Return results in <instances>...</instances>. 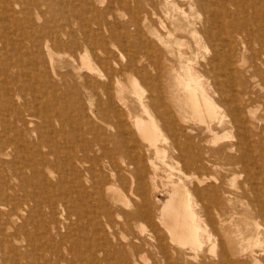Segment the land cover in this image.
I'll use <instances>...</instances> for the list:
<instances>
[{
    "label": "bare ground",
    "instance_id": "bare-ground-1",
    "mask_svg": "<svg viewBox=\"0 0 264 264\" xmlns=\"http://www.w3.org/2000/svg\"><path fill=\"white\" fill-rule=\"evenodd\" d=\"M59 1L0 0V22L3 25L0 26V86H3L1 89L6 98L3 107L9 111L11 106H18L15 108L14 118L5 120L2 124L6 126L5 129H0V154L9 156L12 151L15 161H22V164L18 165L12 161L0 160L2 263L25 264L14 254L15 245L20 242L19 236L26 234L28 244H35L32 241L33 235L26 226L23 228L21 225L22 228L11 234L5 230V226H10L11 222L22 217L29 205L28 200L34 201L35 206L39 207L38 198L27 187L31 184L34 174L39 172L44 183L55 186L54 196L46 206L52 208L58 205L67 212L66 219L68 217L77 224L86 223L92 228L95 236L100 235L106 244L115 248L113 254H107L101 245L92 244L91 249L103 253L102 260L106 262L116 254L121 256V264H264V245L260 253L263 256L255 255V247L261 242L260 237L264 238V32L257 34L253 28V25H262L264 28V0L173 2V7L183 14L187 23L182 27L186 33L178 34L183 39L178 42L177 52L181 67L178 71L172 66L174 89L170 91V100L165 94L158 59L161 55L168 59L175 55L171 42L177 37L176 28H169L165 38L156 35L164 43L166 50L155 59L149 49L146 32L140 23L141 18L130 8L128 0H121V5L131 13L136 28L134 32L126 28L127 24L118 27L112 22L114 20L110 21L116 17L115 9L86 16L74 8H70L69 12L65 11L70 1ZM75 2L73 0V3ZM93 3L95 6V2ZM181 3L187 6L188 11L181 8ZM61 6L65 7L60 9ZM59 9L64 12L58 17L60 19L46 17L47 12L53 16ZM42 18L44 21L40 22ZM23 25V38H27L29 42L19 43L18 32ZM26 27L35 28V33L32 34ZM112 48L126 52L127 57L123 64L117 63ZM154 50L161 51L158 45H154ZM56 54H64L61 56L64 71L57 67ZM28 58L31 59L33 69L41 71L40 76L27 73ZM148 67H152L154 71L150 86L144 77ZM135 74L147 83L150 93L145 96L134 91V100L131 101L123 93L124 88H121L122 77H134ZM243 75L245 78H242ZM21 77L24 83L21 82ZM35 78L52 87L54 91L61 85L57 84L60 82H57V78L63 81L64 87L74 81L73 84L91 98L88 102L91 106H87V111L93 116H87L86 112L77 116V122L74 129L72 128L75 138L73 143L65 140L62 133L57 135L64 136L63 142L52 143L44 138L46 134L35 121L37 111L29 107L30 102L25 97L27 87ZM135 82V86H138L137 78ZM56 94L58 95L57 92ZM15 97L18 99L17 105L12 102ZM39 99L41 98H33V102L39 103ZM93 99L95 103H92ZM253 101L259 103L257 108H248L247 102ZM135 106H141L144 110H148L149 106L172 107H165L163 111L157 109V118L162 122L156 123L145 121L134 113ZM183 106L192 108L203 124L202 129L196 130L184 124L186 112ZM26 111L29 112V121L24 115ZM50 116L48 114L47 118ZM93 117L99 123L95 122ZM225 120L227 125L236 129L237 141L229 140L230 143L217 148L212 154L207 150V144H202L203 132H217L215 130L220 127L225 129ZM27 125L31 133L38 132V141L30 142L29 138L24 136L21 126ZM9 131L19 134L21 139L16 137V134L7 136ZM140 139L149 143L142 145ZM158 142L168 146L172 159L182 162V169L177 170L180 172L179 179L177 182L170 180L169 199L157 217L165 232L157 228L154 218H150L146 204L134 201V208L127 210L119 206L123 200L119 191L123 189L122 186L119 188L121 183H125L122 184L124 192H128L133 198L145 195L148 186H156L157 168L147 154L149 156L151 149L156 152L161 150L162 145L159 146L161 143ZM41 145L48 147V151L40 152ZM23 147L31 150L27 149L25 153ZM257 151L259 155L256 154ZM47 155H52L54 160L48 162ZM32 156L38 157V160ZM126 157L128 159H125ZM39 166H46L43 172ZM218 166H221L228 176H245L238 188L242 199L251 207L245 214L256 220L253 225L248 222L244 229L234 226L233 220L227 215L232 211L233 198L231 192L224 188L225 178L212 179L213 176L202 175L203 172ZM54 173L57 174L55 181L49 179ZM69 173L71 178H68ZM167 179L169 180V177ZM184 179L194 187H187ZM68 180L70 186H67ZM201 186L203 188L200 189ZM21 191L27 197L22 202L21 198L25 197L20 196ZM206 200H209L210 204ZM111 201L114 204H111ZM130 202L128 199L123 204L129 207ZM67 203L71 205H66ZM57 214L51 218L58 217ZM145 218L151 220L153 227L148 244L134 240L123 243L122 240L119 241L121 237L118 239V235L115 236L116 231H122L125 225H133L137 220ZM31 220L32 224H36L34 218ZM201 223L211 227V232L207 231L206 234H210L205 239L202 238L206 231L203 227V236L200 235ZM50 224L49 221L47 225L42 221L40 228L45 233L50 232ZM249 234L251 238L248 241ZM50 236L53 237L51 234ZM73 244L69 250L78 256L79 245ZM187 245L192 253L190 256L188 251L186 252ZM57 258L59 259L58 256ZM73 258L75 260L77 257Z\"/></svg>",
    "mask_w": 264,
    "mask_h": 264
},
{
    "label": "rangeland",
    "instance_id": "rangeland-1",
    "mask_svg": "<svg viewBox=\"0 0 264 264\" xmlns=\"http://www.w3.org/2000/svg\"><path fill=\"white\" fill-rule=\"evenodd\" d=\"M63 1H66L67 3H69V1H70V4H67L69 7L67 5H66V7L65 6H61L60 9L65 7L64 10L69 12L70 8L71 9L74 8L75 10H78L79 12H83L84 14H86V16H93L94 14L97 15L98 13H101V12L110 11V9H112L114 11V9H115L114 12H115V16L116 17L115 18L114 17L111 18L110 21L114 20L112 22H114V24L118 25V27H120L121 25L125 26V24H127L126 28H128V29L130 28L131 32H134L135 29H136V28H134L135 25H134V22L132 21V16H131V13L129 12V9L128 8L126 9V8L122 7L121 0H118V2L115 1V0L113 2H112V0H84V1L83 0H74V1H76L75 2L76 4L73 3V0L72 1L71 0H63ZM77 1L80 2V3H78ZM109 1H111V2H109ZM128 1H129L130 8H132V10H135L137 15L139 14L138 17L141 18L140 19V23L142 24V27H143L144 31L146 32V36H147L148 42L150 44V48L149 49L153 53V57L155 59H156V56L158 57L159 55H161V53H165V50H166L164 43L161 42L157 38L156 35L159 34L163 38H165V37H167V31L169 30V28H176V30H177L176 31L177 37L173 38L174 40L171 42V44H172L171 47L174 49L175 55L172 56V57H169V59L166 58V57H163L161 55L159 57V59H158L160 61V62L159 61L158 62L160 64V70H161V74H162V77H163L162 80L164 82L165 94H166V97L170 100V98H171L170 91L172 89H174L173 88V83H172L173 78H174L173 77L174 75H173V72H172V66H174L178 71H179V68L181 67V63L179 61V56H178L177 52H178V49H179L178 42L183 41V39H182V36H180L178 34L186 33V31L183 30L182 27H185L187 21L185 20V17L183 16V14L181 12H179L178 10H176L175 7H173L172 4H173V2H175V0H170V1H168V0H133V1L132 0H128ZM59 2H61V0ZM82 2H83V4H82ZM93 2H95V6L92 5V4H94ZM73 4H74V7H73ZM85 4H86V6H85ZM78 6H79V9H78ZM67 7H68V10H67ZM83 7H85V8H83ZM82 8H83V10H81ZM87 8H89V9H87ZM181 8H185L188 11L187 6L183 5L182 3H181ZM60 9L56 10L53 13V16H52L51 13L47 12L46 13V17L48 19H51L53 17L57 18V19H60L58 17H61V15H62L61 13H64V12H61ZM39 21L40 22L44 21V18H42ZM173 22H174V24H173ZM1 23L2 22H0V26L3 27V25ZM166 25H167V28H165ZM26 28H27V30L29 32L31 31L32 34L35 33V28L34 29H30L28 27H26ZM253 28H254V30L256 31L257 34H259V33L262 34L264 32V28H263L262 25H260V26L253 25ZM24 30H25L24 25L20 26V30L18 32L19 33V37H20V38H18V42L19 43L22 42V41H24V42L27 41V38H23V37H25ZM188 34L189 33H187V35ZM27 42H29V41H27ZM152 43H153V45H152ZM154 45H155V47H156V45H158V47L160 48V50L162 52L161 51L155 52ZM129 47L131 48V46H129ZM112 51L116 55L115 58H116L117 63L118 64L119 63L123 64L125 62V60H126V57H127L126 56V52L124 50L123 51L122 50H118L117 51L114 48H112ZM61 56L63 57L64 54L61 55ZM61 56L56 54L55 55V59H56V62H57V67L61 71H64L65 67L63 69L64 64L61 61V58H62ZM27 61L29 62L27 64V68H26L27 73L31 72L32 74H34L36 76L37 75L40 76L41 71L38 72V70L33 69L34 67L31 64V59H29ZM144 62H146V61H144ZM147 72L144 73V77H145L146 82L150 86L151 85L150 83H151V81L153 79V76H154V74H153L154 71L152 70V67H148ZM136 78H137L138 86H135ZM242 78H245L244 75H243ZM166 79H167V81H166ZM58 80L60 82H58ZM21 82L24 83L23 77H21ZM57 82H58L57 83L58 85L61 84V85H59V87L62 88L64 91L62 89H60V88H57L58 91L57 90L54 91V89L52 87H50L49 85L47 86L46 83L42 84V82L40 80L35 78L34 81H32L30 83L31 86L29 85L27 87V90L25 92L26 93L25 97L30 102L31 106H29V107L32 108L33 111H35V110L37 111V114H38V116L36 117L37 120H35L36 118L34 120L36 121V124L40 127L41 131H43L46 134V136L44 137L45 139L49 140L52 143L56 142V141L57 142H63V140H64L63 137L65 136V140H67L69 142L71 141V143H73L75 138H74V130H72V128L74 129V126H75V124L77 122V119L80 116L81 112H82V114H84L86 112L85 114L87 116H89V115L91 117L93 116V115H91L89 113V111H87V110H89L87 108V106H91L90 103H88L91 98L89 97V95H87V93L81 91V89L78 86L74 85L73 84L74 81H72V82L70 81V83L65 84V86H67V87L62 86L64 84H63V81L61 79L57 78ZM122 83L123 84H121V88H124V90H123L124 92L123 93L131 101L134 100V96H133L134 95L133 94L134 91H138V92L144 94L145 96H147L150 93L149 88H148L149 86L147 85V83H145L142 80V78L138 74H135L134 77L123 76L122 77ZM139 83L141 84L142 87L139 86ZM2 84H3V81H2ZM73 86H76V87H73ZM1 88H3V86H0V119H2L1 123H0V129L2 131L6 127V126H3L2 124L5 123V120H9L10 117L14 118V115L16 113L15 108L18 107V106H11V109L9 111H7L5 109V107H3L5 102H6V98L4 97V94H3ZM70 89H71V91H70ZM56 92L58 93V95L56 94ZM61 94H63V95H61ZM74 94H76V95H74ZM36 97L37 98L38 97L41 98V99H39V100H41V101H39V103L33 102L34 101L33 98H36ZM59 97L60 98L62 97V98L60 99ZM74 97H75V99H74ZM83 100H84V104H83ZM72 101H73V103L71 104ZM74 101H75V103H74ZM92 101H90V102L95 103L94 99ZM12 102L16 103V105H17L18 99L15 97L12 100ZM79 104L81 106H83V107H81V106L79 107ZM247 104H246V106H248V108L251 107L252 109L253 108L256 109L257 108L256 106H258L257 104H259V103L257 101L256 102L253 101V102H247ZM154 107H156V108H154ZM165 107L171 108L172 106H149L148 110L142 109L141 106H135L134 113H137V115H140L141 118H143L145 121H150L151 120V121H154V122L156 121V123H161L162 122L161 119H158L159 116L157 114V109H160V111H163L165 109ZM21 108H23V107H21ZM183 108H184V111L186 112V123H184V124H186L188 127H194V128H196V130L202 129L203 128V124L200 122L199 117L197 115H195V113L193 112L192 108L189 107V106H183ZM219 108L220 109L222 108L221 111H223V107L222 106H220ZM248 108H247V110H249ZM187 112H189V114ZM28 114H29L28 111L24 112V115H26V117H25L26 120L29 121L30 118L28 117ZM48 114L51 115L49 118H47ZM151 115H152V117H151ZM157 116H158V118H157ZM94 119H96V118H94ZM95 122L99 123L97 119L95 120ZM224 123H225L224 124L225 129L223 127H220L222 130L220 128H217V130H215L217 132H212V133L208 132V131H204L203 132L204 141L202 142V144H204V145L207 144L206 145L207 150L210 153H212V154H214V151L217 148H219L221 146H224V145H227V143H230V142H233V141H235V142L237 141L236 129L230 127V125H227L228 123H227L226 120L224 121ZM21 125H23V124H21ZM24 127L21 126L24 136L26 138H29L28 141H30V142H31V140H32V142L38 141V137H40L38 132H32L31 133L29 131L30 127L28 125H27L28 128L25 127V129H24ZM25 131H27V132H25ZM28 131H29V133H28ZM178 131L180 132V130H178ZM61 133L64 134L63 137L57 135V134H61ZM14 134H16V137L21 139L20 135L15 133L14 131H9L7 133V136H12ZM234 138L236 140H234ZM229 140H231V141L229 142ZM140 143L143 145L144 143L148 144L149 142H147L146 140L140 139ZM159 143H161V142H158V144ZM44 144L48 145L47 142H44ZM22 145H23V143H22ZM160 145H162V143L159 144V146ZM27 149L28 148H24L23 147V150L25 151V153H27V151H26ZM39 149H40V152H47L48 151V147L43 146V145H41V147H39ZM28 150H31V149H28ZM37 150H38V148H37ZM162 150H163V152H162ZM169 150L170 149L168 148V146L163 144L161 146V150L160 151L156 152L155 149H151L150 153H149V156L147 154V157L150 158V160L152 161L154 166L157 168L156 171H157L158 175H157V182L155 183L156 186L155 185L148 186L147 187V193L145 195H142V197L140 196L139 198H133L131 194H129L128 192H126V193L124 192V187L123 186L125 185V183H121V185L119 186V188L121 186L123 188V189H119V191L122 193V197L121 198L123 199L120 202L119 206L121 208H123V210H127L129 208L130 209L134 208V201H136L137 203H140V204H143V203L146 204L145 208L148 210V212H150L149 213V215L151 214L150 218H154L157 228H160L163 231H164V229L161 227L162 225L157 220V217L160 216L161 210L163 208L164 203L169 199V194H170L169 190L171 189V187H170L171 184L169 183L170 180H172L173 182H177V179H179V176H180L179 175V173H180L179 171L182 169V162H180V160L172 159L171 158L172 152H171V150L170 151ZM256 154L259 155L260 154L259 151H257ZM48 156L49 155H47L48 162H51V161L54 160V157L52 155H50L49 157ZM32 157H35V156H32ZM125 159H128V158L126 157ZM0 160L12 161V162L17 163L18 165L22 164L21 160H19L17 162L15 161L14 152H12V151H10L9 156H5V154H0ZM35 160L37 161L38 157H35ZM32 161L35 162L34 160H32ZM39 167H40V170L43 172L44 168L46 166H39ZM214 168H216L217 170L214 169ZM177 170H179V171H177ZM222 171H223V169L221 168V166L220 167L218 166V167H213V169L211 168V169L203 172L202 175L213 176L212 179H221L222 180V179L225 178L223 180L224 181L223 184L225 186L224 188L231 192L232 198H233V200H232L233 207L231 208L232 211L230 213H228L227 215L230 216L231 219L233 220L234 226L240 227L241 229H244L245 225H247L248 222H250L253 225V221H256V220L254 218L253 219L250 218V215L245 214V212L250 211L251 207L249 206V204L247 203V201L245 199H242V197L240 196V190L238 188L240 183H242L243 180L245 179V176L244 175H239V174L236 177L231 176V175L228 176L227 172L224 173L225 171H223V172ZM168 174H169V176H167ZM56 177H57V174L54 173V176L50 175L49 179L55 181ZM168 177H169V180L167 179ZM68 178H71V174L70 173L68 174ZM184 180H185V183L187 182L186 185L188 184L187 187H189V186L190 187H194L192 183L188 182L186 179H184ZM122 184H124V185H122ZM67 186H70V180H68ZM27 187L30 190V192L35 197L38 198L39 207L35 206L34 201L28 200L29 201V205L27 206L28 209H27L26 206L23 205L24 208L26 207L25 213H27V214L24 213L21 218H18L19 220L17 219L15 221L11 222L10 226L6 225L5 226V230H8L9 234H11L12 232L14 233L17 229L22 228L21 225L23 226V228H25V226H26V229H28L32 233V235H33L32 241L35 244L33 246L28 244V242L26 241V237H28V236L26 234L24 236L23 235L19 236L20 242L15 245L16 253H14V254H15L16 258H20V260L23 263H25V264H28V263L29 264L30 263L31 264H51L53 262L55 264H57V262H58V264H69V263L70 264H90L89 262H92V261L93 262L91 264H98V262H99V264H114V263L115 264H121V262H122L121 261V259H122L121 256L115 254V255L112 256V258H110L111 260L109 259V262L108 261L106 262V261L102 260L104 258L103 253L94 252L93 249H91L92 246H93L92 244L96 243L99 246L101 245L106 250L107 254H111L115 250V248L113 246H111L110 244H106L105 241L103 240V238L100 235L95 236V234H93V232H92V228L88 227V225L86 223H84L85 225L82 224V223H78L77 224L75 221L71 220L68 217L66 219V216H68L67 212L65 210L59 208L58 205L54 206L52 208H48L46 206V203L50 199H52L53 196H54L55 186H53V184L44 183L41 180V178H40V173L39 172L34 174V177H33L32 181H31V184H29ZM201 188H203V186H201L200 189ZM23 193L24 192H22V191L19 193L21 197H25V195ZM20 196H18V197H20ZM26 198L27 197L21 198L22 199L21 202L24 201V199H26ZM128 199L131 202H130V206L126 207V205H124L123 203H125L126 200H128ZM30 201L34 203L35 207L32 205L33 203H31ZM206 202L208 204H210L209 200H206ZM30 203H31V205H30ZM111 204H114V203L111 201ZM66 205L70 206L71 203H67ZM38 208H40V209H38ZM26 211H28V212H26ZM52 211H54V212H52ZM58 211H60V212H58ZM61 211H63V212H61ZM48 212H50V213H48ZM51 212H52V214H51ZM56 214L58 215V217H55L54 219H52L51 217L56 216ZM29 217H30V219H29ZM49 217L51 219V222H50ZM31 218L35 219L36 224H32ZM47 219L49 221V224L51 223L50 225H48V228H49L50 232L45 233V231L42 230V228H40V224L42 223V221H44L45 224L47 225L48 224ZM68 219H70V220H68ZM120 219H122V218H120ZM145 219H139V221L137 220L135 222V224H133V225H125L126 227L124 226L125 228H123L122 231H120V230L116 231L117 234L115 236L118 235V239H120V237H121V239L119 241L122 240L123 243L125 241H127V240H129V241L130 240H134V241H140V242L141 241H145L148 244L149 241H151L149 239V235H150V233H151L150 231H152L153 227H152L151 220H149V218H145ZM26 220H28V221H26ZM52 222H53V224H52ZM69 222H71V223H69ZM24 223H25V225H24ZM54 223H55V225H54ZM62 223L63 224L65 223L64 224L65 226ZM73 223H75V224H73ZM11 224H12V226L14 228L11 226ZM56 224H58V225H56ZM70 224H71V226H70ZM169 224H170V222H169ZM66 225H67V227H66ZM50 226H51V228H50ZM55 226H58L59 228H57ZM60 227L62 228V230H61ZM85 227H86V230H87V227H88V229L90 228L89 229L90 230L89 234H88V230L87 231L85 230ZM202 227H203L204 231L206 230L205 233H204V236L202 234V232H203L202 231L203 230ZM67 228L70 229V231ZM73 229L75 231H73ZM82 229H83V231H82ZM10 230H11V232H10ZM200 230H201L200 231V235L203 236L202 237L203 239H205V238L208 237V234H210L209 232H211V227L208 224L201 223ZM80 231H81V233H79ZM207 231H209L208 234H206ZM60 232H61V234H60ZM50 234L53 235V237L55 238L56 241L54 240V238L52 236H50ZM75 234H77V235H75ZM247 237H248L247 238V240H248L249 238H251V235L249 234V235H247ZM52 238H53V240H52ZM260 238H261L260 244L255 247V251H256L255 255L257 257H262L263 256L260 253H261V250H262L263 245H264V242H263L264 238H263V236H261ZM97 239H99V240H97ZM136 239H138V240H136ZM57 240L58 241L60 240V241L58 242ZM80 240H82V241H80ZM253 241L256 242V240H253ZM116 242H117V239H116ZM73 243H75L76 245H79V246H77L78 247V251H79V255L78 256H76L75 253H73V252H71L69 250V248L72 245H74ZM17 247H18V249H17ZM186 247H187L186 248V252L188 251L189 253L187 252V254L190 256V254H192V253H191V250H189V245H187ZM207 247H208V245H207ZM21 248H23L24 250L21 249ZM23 252H25V253H23ZM0 253H1V250H0ZM17 255H18V257H17ZM19 255H21V256H19ZM72 255H74V256H72ZM57 256L59 257V259L57 258ZM85 256H87V257H85ZM73 257H77V258H75V260H74ZM90 257H92V258H90ZM27 259H29V261ZM86 259H87V261H86ZM63 260L66 263H64ZM101 261H102V263H100ZM0 264H3L1 260H0Z\"/></svg>",
    "mask_w": 264,
    "mask_h": 264
}]
</instances>
